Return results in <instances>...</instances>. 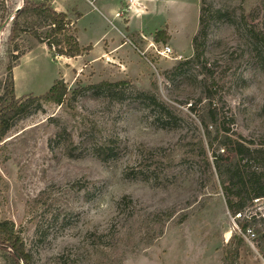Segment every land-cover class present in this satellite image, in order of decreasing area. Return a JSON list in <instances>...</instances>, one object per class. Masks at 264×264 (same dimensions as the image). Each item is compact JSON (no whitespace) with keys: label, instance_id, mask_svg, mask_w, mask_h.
I'll use <instances>...</instances> for the list:
<instances>
[{"label":"rangeland","instance_id":"374dc122","mask_svg":"<svg viewBox=\"0 0 264 264\" xmlns=\"http://www.w3.org/2000/svg\"><path fill=\"white\" fill-rule=\"evenodd\" d=\"M89 1L94 6L72 0L83 15L75 21L79 44L94 46L107 33L125 42L122 56H96L110 44L107 35L94 53L75 59H52L45 45L22 35L12 55H23L13 59L9 18L22 0H0V94L9 63L16 98L44 95L59 79L69 90L61 106L32 108L0 145V221L14 223L33 264H52L66 249L76 264H97L95 256L89 260L87 238L95 230L119 231L122 239L99 264L120 258L123 264H264V198L247 203L241 215L227 210L199 123L206 101L198 104V82L206 73L200 65L179 66L193 56L203 8L198 44L215 82L220 121L245 143L264 147V71L257 65L264 52L262 0H155L150 15L130 23L144 37L127 34L101 0ZM162 30L171 33L168 58L154 51L166 45L153 41ZM103 82L113 87L99 88ZM149 94L173 113L169 121ZM110 142L120 153L102 163L95 149ZM125 196L133 206L119 208ZM239 223L248 226L244 235ZM234 233L244 244L227 250Z\"/></svg>","mask_w":264,"mask_h":264},{"label":"trees","instance_id":"16d2710c","mask_svg":"<svg viewBox=\"0 0 264 264\" xmlns=\"http://www.w3.org/2000/svg\"><path fill=\"white\" fill-rule=\"evenodd\" d=\"M260 9L264 11V0L260 4ZM10 15L12 22L7 44L14 45L11 50L13 59H18L23 55V53L20 54L21 56H17L19 54L12 55L18 52L17 42L22 35L29 36L37 45H45L52 59L56 57L75 59L92 51V46L81 47L76 37L75 21L81 18V14L75 12L73 14L74 21H72L67 14L57 12L51 0H22L21 7L11 11ZM241 18L245 20L244 16ZM203 22V8H201L199 32L191 41L193 56L191 59L181 62L179 66L200 65L206 73L203 79L198 82L202 91V97L198 104L201 103L202 99L206 101L203 110L204 117L199 118V123L203 129V135L207 139L208 149L212 151L213 167L225 197L226 208L234 217L238 214L241 215L247 203L264 198V147L254 146L249 142L245 143L241 136H235L231 133L224 121H220L222 111L213 105L215 92L212 90L215 82L209 75L210 70L207 68L206 62L203 61L204 54L198 44V40L204 36L202 33ZM250 35L254 40L259 41L261 34L251 28ZM153 41L156 44L167 45L170 36L166 30L158 31L153 35ZM257 51L258 49L253 50L255 57L259 56L257 65L264 71V52H260L257 56ZM14 67L12 63L8 64L0 94V145L5 141L15 122L32 108L40 105L61 106L69 94L68 86L62 79H59L44 95L16 98L12 76ZM98 87L111 88L113 85L103 82ZM147 98L154 101L155 106L159 108V117H166L168 121L173 117V113L163 103L155 100V96L149 94ZM192 107L193 105H190L189 108L193 110ZM209 127H213L214 132L209 130ZM118 147L115 142H110L96 148L95 153L100 162L106 163L117 158L120 153ZM67 155L74 157L70 152ZM117 205L119 208L122 205L124 208L133 206L131 199L127 196L122 197ZM247 227L246 224L239 223V233L244 235ZM118 232H99L97 230L89 232V237H87L89 239V260L95 256V262L99 264V257L106 255V251H110L109 256H112L121 245L122 239L119 238L121 232L119 235ZM235 242L238 246L244 244L243 238L234 233L227 242V250ZM71 252L72 249H66L64 253L53 259L52 264H76L77 258L71 259ZM230 254L229 250L226 256L229 257ZM236 255L235 252L234 256ZM0 258L2 261L0 264H33L32 255L23 238L15 228L14 223L9 220L0 221ZM118 264H123L121 258Z\"/></svg>","mask_w":264,"mask_h":264},{"label":"crops","instance_id":"0c3cea01","mask_svg":"<svg viewBox=\"0 0 264 264\" xmlns=\"http://www.w3.org/2000/svg\"><path fill=\"white\" fill-rule=\"evenodd\" d=\"M51 1H52L53 7L55 8L57 12L65 13L69 17H71V15H73L76 12V6L72 4V0H51ZM86 1L89 2V5L94 6L92 5V1L91 2L89 0H86ZM154 1L155 0H104V1L101 0L99 2L103 8L107 9L108 12L113 14L112 15L113 19H117L120 21L119 24L124 30H126L127 34L130 35L132 33L133 34L137 33L141 35L142 37H144L146 33H144L142 29H130V23L134 19H142L143 17L150 15V13L153 12V9H154L153 7ZM82 16L83 15L81 14V18ZM76 22H75V26H76ZM76 32H77V29H76ZM169 34L171 35V33ZM104 36H106V38L103 41H106L108 38V40L110 41V44L102 46L99 49L101 50V52L99 53L98 51L96 53V56L99 55L101 57H107V58H111V57L116 58V57L122 56L124 52L121 53V51H123V49L126 47L125 42L122 43L120 40H117L116 42H114L115 38H111L109 34L107 33L102 35V37L98 41H96L94 44L96 45V43L99 42L101 39H103ZM123 36L124 35H122V38ZM77 40H78V37H77ZM126 40H129V39H126ZM95 45L92 46L93 53L95 50L94 48ZM80 46L84 47L82 45ZM99 46H101V44H99Z\"/></svg>","mask_w":264,"mask_h":264},{"label":"built area","instance_id":"2783aa9c","mask_svg":"<svg viewBox=\"0 0 264 264\" xmlns=\"http://www.w3.org/2000/svg\"><path fill=\"white\" fill-rule=\"evenodd\" d=\"M154 51L157 55L161 56V57H164V58H168L169 55L172 54V49L168 46V45H165L163 47H161V49L157 50L154 48ZM140 54L143 55V53L141 52Z\"/></svg>","mask_w":264,"mask_h":264},{"label":"water","instance_id":"95a60500","mask_svg":"<svg viewBox=\"0 0 264 264\" xmlns=\"http://www.w3.org/2000/svg\"><path fill=\"white\" fill-rule=\"evenodd\" d=\"M18 10V9H17ZM11 20V17L9 18Z\"/></svg>","mask_w":264,"mask_h":264}]
</instances>
